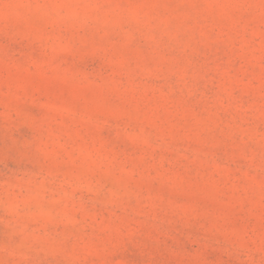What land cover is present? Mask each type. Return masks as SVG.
<instances>
[{
  "label": "rangeland",
  "instance_id": "rangeland-1",
  "mask_svg": "<svg viewBox=\"0 0 264 264\" xmlns=\"http://www.w3.org/2000/svg\"><path fill=\"white\" fill-rule=\"evenodd\" d=\"M0 264H264V0H0Z\"/></svg>",
  "mask_w": 264,
  "mask_h": 264
}]
</instances>
